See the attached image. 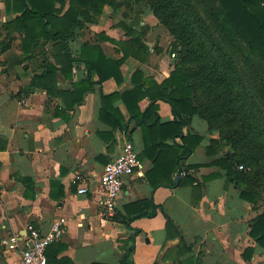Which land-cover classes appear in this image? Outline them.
<instances>
[{
  "label": "crops",
  "instance_id": "obj_1",
  "mask_svg": "<svg viewBox=\"0 0 264 264\" xmlns=\"http://www.w3.org/2000/svg\"><path fill=\"white\" fill-rule=\"evenodd\" d=\"M65 1L67 8L70 0ZM6 5V0L0 1V27L10 18ZM121 10L105 5L96 22L77 28L70 40L72 54L79 57L82 45L90 43L99 45L105 56L120 59L123 52L118 45L98 35L129 39L119 24L130 22L136 13L126 16ZM135 27L145 31L149 46L146 60L128 56L116 76L102 83L93 74L91 81L96 83L81 102L78 98L85 86L83 81L89 79L83 62H74L71 70L56 65L55 72L42 76L49 71L48 62L54 61L53 42L44 49L47 62L41 52L17 62L22 54L20 37L0 53V142L6 141L0 150V264H18L21 259L20 251L9 250L3 239L16 234L24 244L30 224L47 232L59 217L66 218L65 231L48 247L51 264H119L127 245L134 248L136 264H176L177 259L191 256L199 257L202 264H264V246L256 245L248 234L259 210L242 200L234 183L226 182L220 168L210 164L219 156H208L206 147L218 132L210 131L200 117L194 116L190 126L183 127L184 134L191 130L203 139L180 164H201L193 172L202 183V193L194 192L192 185L171 187L162 182L154 188L150 183L147 175L153 181L169 179V159L163 157L156 169L150 155L142 156L143 129L128 105L143 112L151 98L145 95L135 102V97L127 93L138 82L144 83L146 91L149 86L145 82L150 77L158 83L169 77L176 54L170 52L172 37L150 10L141 14ZM80 82L82 86L75 87ZM155 89L150 86L151 91ZM102 95L110 96L103 101ZM156 103L161 122L172 121L175 116L171 105L163 100ZM126 141L133 143L141 166L124 178L117 207L125 213V205L140 199L163 206L154 217L132 223L133 228L142 230L137 235L121 221L104 215L101 203L104 192L100 176ZM176 141L181 142V138ZM179 170L172 174L177 184ZM76 173L84 175L81 186L88 188L87 193H79V186L73 183ZM213 173L219 175L203 182V176ZM168 220L174 227H166ZM181 239L190 246L189 251L180 247ZM249 246L255 251L245 259Z\"/></svg>",
  "mask_w": 264,
  "mask_h": 264
},
{
  "label": "trees",
  "instance_id": "obj_2",
  "mask_svg": "<svg viewBox=\"0 0 264 264\" xmlns=\"http://www.w3.org/2000/svg\"><path fill=\"white\" fill-rule=\"evenodd\" d=\"M6 4L10 18L0 27V53L11 48L16 37H20L22 54L17 62L30 60L40 52L47 62L44 49L53 42L54 61L48 62L49 71L42 76L55 72L56 65L71 70L74 62H83L89 79L83 81L85 86L79 102L93 89L96 83L91 81L93 74L102 83L116 76L128 56L146 60L149 46L144 40L145 31L135 26L140 24L145 7L150 10L172 37L170 52L176 57L169 77L160 83L150 77L145 82L149 86L146 91L144 83L138 82L127 93L135 97V102L145 95L151 98L143 112L132 110L128 105L143 129L142 156L150 155L156 169L163 157L169 159V179L153 181L147 175L148 179L154 188L165 182L171 187L192 185L194 192H201L202 183L193 172L201 164H180L203 139L191 130L184 134L183 127L190 126L194 116L200 117L210 131L218 132L206 147L208 156H219L210 164L220 168L226 182L234 183L242 200L259 210L250 222L248 234L256 245L264 246V0H70L67 8L65 0H6ZM105 5L116 11L124 6L128 11L126 16L136 13L130 22L119 24L128 40H115L104 33L98 35L101 40L117 44L122 57L111 59L99 45L90 43L82 45L80 56L75 57L70 40L76 29L96 22ZM151 85L156 89L151 91ZM81 86V82L75 84V87ZM108 96L102 95L103 101ZM157 100L171 105L175 116L172 121L161 122ZM119 126L123 128L121 122ZM176 138H181V142ZM169 140L175 141L167 143ZM5 142L1 140L0 150L5 148ZM176 169L184 173L178 184L172 178ZM218 175L203 176L202 180L206 182ZM158 209L162 210L163 206L140 199L125 205V213L117 208L112 219L121 221L137 235L142 230L133 228L132 223L143 217H154ZM166 225L174 227L170 220ZM127 247L119 264H136L132 257L134 248ZM180 247L190 250L183 239ZM254 251L255 247H247L244 258L250 259ZM175 263L202 264V261L191 256L177 259Z\"/></svg>",
  "mask_w": 264,
  "mask_h": 264
},
{
  "label": "built area",
  "instance_id": "obj_3",
  "mask_svg": "<svg viewBox=\"0 0 264 264\" xmlns=\"http://www.w3.org/2000/svg\"><path fill=\"white\" fill-rule=\"evenodd\" d=\"M140 166L139 154L130 141H126L118 156L105 165L100 176V184L104 192L101 202L104 215L113 217L116 214L117 202L123 192L124 178L132 175ZM239 168L242 169L243 166L241 165ZM84 181L83 174H75L73 183L79 186V193L88 192L86 186H81ZM65 225V217H59L55 220L47 232H41L37 227L30 224L28 237L24 244L20 243L16 234L3 239L2 244L9 250L20 251L21 259L18 264H50L46 255L47 249L52 243L63 237Z\"/></svg>",
  "mask_w": 264,
  "mask_h": 264
},
{
  "label": "water",
  "instance_id": "obj_4",
  "mask_svg": "<svg viewBox=\"0 0 264 264\" xmlns=\"http://www.w3.org/2000/svg\"><path fill=\"white\" fill-rule=\"evenodd\" d=\"M181 175H182V170H179L178 172H177V182H179L180 181V179H181Z\"/></svg>",
  "mask_w": 264,
  "mask_h": 264
},
{
  "label": "rangeland",
  "instance_id": "obj_5",
  "mask_svg": "<svg viewBox=\"0 0 264 264\" xmlns=\"http://www.w3.org/2000/svg\"><path fill=\"white\" fill-rule=\"evenodd\" d=\"M143 7H145V6L143 5ZM121 9H122V10H121ZM145 9L148 10L146 7H145ZM120 10L123 11L124 15H126V13H128L124 6L121 7ZM146 10H145V11H146ZM127 15H128V14H127ZM166 31H167V30H166Z\"/></svg>",
  "mask_w": 264,
  "mask_h": 264
}]
</instances>
